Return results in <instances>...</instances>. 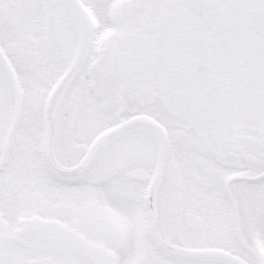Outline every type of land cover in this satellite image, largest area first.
I'll return each mask as SVG.
<instances>
[{"label":"flooded vegetation","instance_id":"1","mask_svg":"<svg viewBox=\"0 0 264 264\" xmlns=\"http://www.w3.org/2000/svg\"><path fill=\"white\" fill-rule=\"evenodd\" d=\"M6 1L12 0H0V11H9ZM79 1L89 15V41L57 105L49 140L53 165L74 168L102 134L118 131L83 170L59 176L43 161L44 116L35 164L13 160L20 106L15 122L13 115L0 122V264H74L53 247L65 229L99 248L74 252L81 264L178 259L151 239L148 225L147 194L161 150L152 204L159 236L186 247L179 243V207L186 198L226 202L237 235L232 199L243 235L241 195L248 182L264 179L247 178L264 173V0H233L239 7L235 28L226 0H214L213 14L208 0H198L208 24L190 12L192 0H108L98 8ZM30 11L38 24L63 34L61 77L79 48L83 24L69 0H32ZM82 100L97 114L88 120L89 136L73 131ZM61 126L67 136L59 138ZM93 166L96 179H83ZM84 183L93 196L70 199L71 187ZM168 198L176 211L174 238L160 221ZM95 220L108 226L97 228Z\"/></svg>","mask_w":264,"mask_h":264},{"label":"rangeland","instance_id":"2","mask_svg":"<svg viewBox=\"0 0 264 264\" xmlns=\"http://www.w3.org/2000/svg\"><path fill=\"white\" fill-rule=\"evenodd\" d=\"M31 1H6L4 3L9 11H0V48L14 73L20 92V116L22 119L16 138L19 140V144L18 147L16 146L17 152L14 153L13 160L17 156L18 163L27 164L39 163V155L35 147L40 126L38 122L43 116L45 102L56 80L60 77L64 65V39L60 28L53 32L51 30L53 28L48 27L46 22L38 24L30 11ZM82 1L86 5L89 3L98 8V5L105 4L108 0ZM61 107L63 110L65 104H62ZM13 108V88L0 64V122L7 121L12 116ZM62 110L60 115L63 113ZM77 115L76 123L72 124L77 129L73 131H86V135L89 136L93 127H90L88 120L94 119L97 115L93 106L82 100V106L79 107ZM84 127L85 130H83ZM58 136L59 138L67 136L62 126L58 130ZM60 157L64 158L62 155ZM97 169L93 166L83 179L95 180ZM108 176L112 175L108 174ZM134 185L141 186L142 183L135 180ZM80 186L71 187L70 199L77 195H81V197L83 195L93 196V187L86 183ZM165 195H167V191ZM170 195H173L172 187ZM188 200V198L184 200L183 209L179 207V243L181 245L190 248L222 249L241 257L249 264L257 263L255 257L245 250L236 235L232 234L230 209L226 202L206 204ZM164 204L160 221L166 227L168 236L174 238L172 233L176 230V211L173 199L164 200ZM240 205L244 210L242 213V226L245 229L243 238L264 262V179L246 184L240 198ZM187 213L190 214L189 217H186ZM95 223L97 228L108 226L103 220H95ZM165 264L224 263L207 259L178 258L172 260L170 257H166Z\"/></svg>","mask_w":264,"mask_h":264},{"label":"water","instance_id":"3","mask_svg":"<svg viewBox=\"0 0 264 264\" xmlns=\"http://www.w3.org/2000/svg\"><path fill=\"white\" fill-rule=\"evenodd\" d=\"M73 10L81 20L83 24V31L81 34V42L79 45V48L76 52V55L72 61V64L68 71H66L62 77L59 79L51 93L49 94L45 108H44V136H43V151H42V157L43 161L54 174L59 176H73L77 173H79L81 170L85 168V166L89 163V161L92 159L95 150L97 147H99L103 142L108 140L115 132L118 131V129H111L104 134H102L92 145L90 150L87 152V154L82 158V160L72 169L69 170H59L57 169L51 160V154L49 150V140L52 135V126L54 121V116L56 113L57 105L63 95V92L70 82L72 76L75 74L76 70L78 69L85 52L87 51L88 41H89V29H88V13L83 8L81 3L78 0H69ZM198 0H192L190 3L189 10L192 14L198 16V20L203 24H208L209 19L207 16H205L200 9H198ZM227 5H231V7L227 8V12L230 13L229 20L233 24V28L236 27L233 22H235L236 19H238L237 15L239 13V7L236 6V3L233 0H226ZM216 3L214 0H208L207 2V11L210 12V14L218 13L217 9L215 8ZM237 13V14H236ZM213 18V17H212ZM0 62L3 66V69L6 72V75L12 85L13 93H14V111H13V117L15 122V118L18 115L19 112V106H20V92L19 87L17 84V81L13 75V72L3 56V54L0 51ZM12 122V125H13ZM120 129V128H119ZM163 148V147H162ZM164 153L163 150L160 152V159L159 164L156 167L153 179L151 181V184L149 186L148 191V225H149V231L150 236L152 240L166 253L178 256L180 258H199V259H212V260H219L223 261L228 264H247L243 259L239 258L238 256L231 254L227 251H223L220 249H214V248H185V247H177L173 246L167 242H165L158 234L156 225H155V218H154V212H153V197L156 187L157 178L159 176L160 172V163L163 160ZM263 174L255 177H247L250 180L257 179L258 177L263 176ZM230 198V196H229ZM231 199V198H230ZM231 205L234 212V218H235V227L237 231V238L240 241L241 245L245 247L248 251H250L259 261L260 264H263L260 256L251 248L244 240L242 235L239 233L237 221H236V214H235V207L231 199ZM55 229L60 228L59 226L55 225ZM62 231V230H60ZM57 234H55L54 237H56ZM53 247L55 249H58L59 251L63 252L74 264H81L80 258L77 256H73L74 252L78 251H85L89 252L92 249H98L94 246H91L88 243L83 242L80 238L75 236V234L68 229L63 230L59 234V240L55 239ZM103 251V250H101ZM104 252V251H103Z\"/></svg>","mask_w":264,"mask_h":264}]
</instances>
